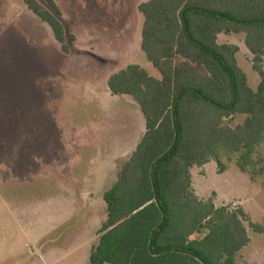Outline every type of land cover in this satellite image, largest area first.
I'll use <instances>...</instances> for the list:
<instances>
[{
    "label": "trees",
    "instance_id": "trees-1",
    "mask_svg": "<svg viewBox=\"0 0 264 264\" xmlns=\"http://www.w3.org/2000/svg\"><path fill=\"white\" fill-rule=\"evenodd\" d=\"M21 1L68 54L73 37L54 1ZM137 10L140 50L158 77L129 65L107 80L113 95L137 104L145 133L102 196L107 220L89 263L244 264L236 261L249 241L243 212L198 199L189 170L212 160L222 172L237 155L240 171L256 173L255 150L264 146V0H147ZM219 34L244 35L260 77L255 90L237 65L238 48L218 43ZM235 116L244 120L231 126Z\"/></svg>",
    "mask_w": 264,
    "mask_h": 264
},
{
    "label": "rangeland",
    "instance_id": "rangeland-1",
    "mask_svg": "<svg viewBox=\"0 0 264 264\" xmlns=\"http://www.w3.org/2000/svg\"><path fill=\"white\" fill-rule=\"evenodd\" d=\"M54 1L66 33L73 37L67 57L95 63L92 59L97 57L103 75L136 63L157 76L140 50L142 16L137 6L146 0ZM6 36L10 42L19 41L27 60L37 55L38 43L45 59L63 56L56 52L59 48L49 27L21 0H0V264H90L98 230L106 221L105 204L97 182L89 191L86 188L95 164L93 152L73 135L80 131L81 108L65 88L75 94L80 81L97 73L96 66L84 65L81 72L74 64L70 74L54 75L61 84L56 90L42 72L45 65L36 76L35 64H24L27 73L14 64L20 55L15 48H7L11 63H5ZM217 41L238 48L237 65L255 90L260 77L252 69L244 35L219 34ZM243 120L235 116L229 124ZM236 157L224 161L222 172L211 161L197 179L198 189L218 207L243 212L251 239L247 253L255 246L264 247V232L254 233L248 226L253 222L264 230V146L255 150L256 173L240 171Z\"/></svg>",
    "mask_w": 264,
    "mask_h": 264
},
{
    "label": "crops",
    "instance_id": "crops-1",
    "mask_svg": "<svg viewBox=\"0 0 264 264\" xmlns=\"http://www.w3.org/2000/svg\"><path fill=\"white\" fill-rule=\"evenodd\" d=\"M32 15L34 14L32 13ZM38 20L41 21L40 19ZM42 23L45 24L44 22ZM142 24H143V17H142ZM45 25L48 26L47 24ZM15 33H16L15 36L19 40L18 37L19 32L17 31ZM4 40H5L4 44H6V47L4 46L2 51L4 52L3 57H5L6 60L5 63L7 65L11 63V62H7L8 59V52H6L7 48L8 49L15 48L20 55L15 58L18 60L14 64L17 67H19V69L22 70V72L25 70V73H27V69H24V64L25 66L28 64H33V65L35 64L36 76L42 74L41 66L45 65V70H43L42 72L45 71V73H47L48 80L51 83H53V86L56 90L61 88V84H59L58 81H55L53 79L54 75L58 76V74H60L59 76H61L63 73H65L66 75L70 74L73 71L72 66L74 64L78 67L77 69L81 70V72L83 71L82 67L84 65L87 66V69L96 66L95 69L97 70V73L92 75L91 79L84 78L82 81H80L79 87L77 88L75 94L70 95L69 91L71 89L68 90L65 88V90H66V95L69 98L71 96L72 99L73 97H76L78 104H80V108H81L82 122H80L81 123L80 131L79 132L76 131L77 133L74 132L73 135L79 136L80 144L91 146L93 152L92 159H94L95 164L90 174L91 180L86 185V188L89 191L91 188L94 187V184L97 182V187L100 188V194L103 196V194L115 184V182L118 179L119 171L122 164L125 161H127L128 158L131 156V154L133 153V151L135 150L136 146L138 145V143L140 142V140L142 139L145 133L144 118L137 104L130 97L126 95H118V96L113 95L107 87V80L109 76L121 70L122 68L111 74L103 75L102 72L104 68L103 67L99 68L103 66V63L100 62V59H98L97 57H94L92 59L96 61V63L91 62L90 58L86 60L75 59V58L67 57V54L61 53L60 49H57L56 52H58L59 50L60 55L63 56H58L55 58L51 57L49 59L48 58L45 59L44 50L42 51L41 54V50H40L41 48L39 47V43L36 48L38 50L37 55L36 56L34 55L32 59L30 58L27 60L25 54H23V48L18 40L17 42H10L7 36L5 37ZM249 55L251 54L249 53ZM250 60H252V55ZM129 65L140 66L139 64L136 63H128L127 65H125V67ZM263 67H264V57H263ZM142 68H144L148 72L146 67H142ZM150 76L154 78L158 77L155 76V74L154 75L150 74ZM59 80H61V78H59ZM71 102L73 101L71 100ZM211 161L212 160H209L202 165L192 166L189 170L192 190L194 192V195L200 200H204L209 197L207 195L208 193L202 194L200 192V190L198 189L197 179L204 174L205 167L208 164H210ZM104 169L105 172H103ZM96 170L97 172L100 171V173L97 174V178L95 177ZM212 194L215 195L214 192ZM92 200L90 199V204ZM102 209L104 210L103 206ZM104 213L106 215V220H107L106 207ZM263 217H264V213L262 219ZM105 223H101L99 230L101 229L102 225ZM248 238H249L248 243L236 255V261L238 263H244V264H259L258 262L260 261L262 262L261 264H264V247L260 245L255 246L254 250L244 253V250L251 243V239L249 235Z\"/></svg>",
    "mask_w": 264,
    "mask_h": 264
},
{
    "label": "built area",
    "instance_id": "built-area-1",
    "mask_svg": "<svg viewBox=\"0 0 264 264\" xmlns=\"http://www.w3.org/2000/svg\"><path fill=\"white\" fill-rule=\"evenodd\" d=\"M232 205H234V203Z\"/></svg>",
    "mask_w": 264,
    "mask_h": 264
}]
</instances>
